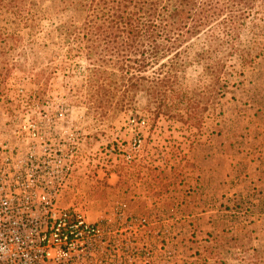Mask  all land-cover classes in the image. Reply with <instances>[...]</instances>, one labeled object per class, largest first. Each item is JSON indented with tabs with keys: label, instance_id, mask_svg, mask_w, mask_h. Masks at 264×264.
Instances as JSON below:
<instances>
[{
	"label": "rangeland",
	"instance_id": "rangeland-1",
	"mask_svg": "<svg viewBox=\"0 0 264 264\" xmlns=\"http://www.w3.org/2000/svg\"><path fill=\"white\" fill-rule=\"evenodd\" d=\"M44 6L51 10L33 34L0 9L7 38L0 46V151L69 156L73 171L60 204L100 224L106 246L120 223L122 245L133 250L129 263L264 264V0L242 31L220 90L189 92L190 99L210 100L199 120L171 103L155 117L144 92L129 109L103 110L86 77L84 42L75 40L69 58L56 62L43 46L48 30L79 22L82 12L71 0ZM45 67L49 90L31 103L35 74ZM201 75L193 65L186 82L195 87ZM77 250L79 264H90L81 258L88 247L80 241Z\"/></svg>",
	"mask_w": 264,
	"mask_h": 264
},
{
	"label": "trees",
	"instance_id": "trees-1",
	"mask_svg": "<svg viewBox=\"0 0 264 264\" xmlns=\"http://www.w3.org/2000/svg\"><path fill=\"white\" fill-rule=\"evenodd\" d=\"M46 1H1L0 9L19 17L15 18L16 24L33 34L51 10L44 6ZM258 1L71 0L72 8L82 12L81 20L55 25L46 32L43 46L49 62H56L61 55H71L75 40L84 42L86 77L105 111L112 107L129 109L136 95L144 92L149 108L155 105L157 109L155 117L171 103L181 111L186 109L187 119L199 120L203 117L199 113L210 100L190 99L188 94L201 91L212 95L220 90L228 62L240 51L242 31ZM1 39L7 42L0 35V46ZM50 45L54 50L48 51ZM23 53L29 57L24 49ZM34 55L39 59L38 53ZM193 65L202 68L195 87L186 82L187 71ZM47 68L35 74L38 86L29 97L31 103L41 101L49 90L44 80ZM50 69L55 73L59 68ZM177 115L185 117L181 112ZM116 226L110 230L109 251L88 257L90 264H133L129 263L133 250L124 248L121 224Z\"/></svg>",
	"mask_w": 264,
	"mask_h": 264
},
{
	"label": "built area",
	"instance_id": "built-area-1",
	"mask_svg": "<svg viewBox=\"0 0 264 264\" xmlns=\"http://www.w3.org/2000/svg\"><path fill=\"white\" fill-rule=\"evenodd\" d=\"M72 165L60 151H0V264H79L80 241L85 261L107 249L100 224L60 204Z\"/></svg>",
	"mask_w": 264,
	"mask_h": 264
},
{
	"label": "crops",
	"instance_id": "crops-1",
	"mask_svg": "<svg viewBox=\"0 0 264 264\" xmlns=\"http://www.w3.org/2000/svg\"><path fill=\"white\" fill-rule=\"evenodd\" d=\"M241 154H243V152Z\"/></svg>",
	"mask_w": 264,
	"mask_h": 264
}]
</instances>
